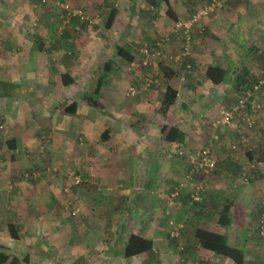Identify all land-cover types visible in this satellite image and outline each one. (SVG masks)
I'll return each instance as SVG.
<instances>
[{
    "label": "crops",
    "instance_id": "crops-1",
    "mask_svg": "<svg viewBox=\"0 0 264 264\" xmlns=\"http://www.w3.org/2000/svg\"><path fill=\"white\" fill-rule=\"evenodd\" d=\"M204 1L206 0H162L161 2L156 0V4H147V7L151 10H157L159 8L160 16H149L147 20L145 19L140 24L144 29L141 31L142 35L145 39L150 40L151 44H153V42L155 43L156 40L158 41L160 35L170 36L169 40L172 41V38L174 37L169 33V25L177 20L180 15L185 13H182V11L186 9V7L189 8V10L198 7L200 8L201 5H206L204 4ZM222 2L223 6L220 7L221 9H216V11L203 17L199 21V27H201L199 31H201L200 33L203 32V36L198 40H193L194 43L192 42L193 45L199 42L198 45H192L191 47L194 48V50H190V56L188 58L191 59L192 63L190 64L186 57L182 61L173 60L174 65L176 66L173 68L175 70L174 75L170 80L165 81L164 84H170L177 91V97L175 103L169 108L166 115H161L159 117L157 114L151 113V109L153 111L152 104L157 102L153 103L152 99H156V97L161 98L162 92L164 91V85L157 89L156 87H153L154 89H152L151 86L149 90L153 91L146 96H140L141 100H139L136 105L138 115L140 114L142 120L146 121L141 123L138 129L131 127V125L130 127L127 126L126 130L121 129L118 133L119 139L116 142L119 144H112L110 152L104 151L108 152L109 155H112L113 152L116 153L117 151H120L122 154L118 163L124 166V175L111 179L104 176V180H106L108 185H112V182L113 185L115 183L118 187L116 190L120 193L119 197L114 193L111 194L113 197L117 196L115 200H118V203L122 205H113V208L119 207V210H117L118 213H116L117 211L104 206L103 208H99V210L91 206L86 212L79 208V206L78 208L76 207L77 211L81 212L84 218L87 217V214L90 216L89 218H91L95 211L108 213V216L113 215L114 218H112L111 221H107V224L111 223L112 225L110 229L112 230L113 226L121 227L120 230H114V232L126 233L122 248L118 251H114V255L113 251L111 253V248H113L111 243L104 242V245H107V248H105L104 257L102 259L103 264H182L181 261H185L186 256L184 254L180 255L179 253L184 251L185 245H187V242L189 241V237L191 242L195 243L201 249H205L199 245L195 236L196 230L199 229L221 234L225 237L228 245L242 248L246 253L247 248L251 246L249 239L251 238L253 228L256 227V232H259L257 226L254 225L255 222L252 223L249 220L252 215H250L248 208L243 205V203L240 204L237 200L239 197V194L237 193L238 184L235 182H227L225 179L218 177H205L203 179L196 178L193 181L191 179H186L185 176L187 173L184 174L181 172V168L179 167L180 160L175 158V160L172 158L168 159L171 161L169 165L171 172L166 177L161 174H156V177L152 176V174L143 176V174L140 175V172L134 176V173L129 169L130 165L134 163L137 158H140V156L147 159L144 161V163H146L144 164L145 168L147 167L148 162H154L157 166L159 163L156 161L157 158L160 157L159 151H161V149L166 151L164 149L175 147V149H171L170 151L174 150L173 152L176 153V150L179 148L195 144L197 142V134L200 133L203 136L204 130H202V127L197 128L196 126L200 124L201 119L194 117V113L193 115L191 113L188 117L187 113L195 107L197 111L198 107L202 114L204 113L205 115H208L209 119L212 120L217 116L221 108H228V106L231 105V101H236L246 88L247 83H242L240 78L237 80V74L243 75V71L245 70L248 74L253 73V71H255L260 65L258 60L264 58V0H222ZM101 5L103 7L102 9H108L110 11L111 9L117 10L114 19L117 18L119 12L122 15L120 8L112 3L111 6L106 3H102ZM75 7L77 8L79 6L75 5ZM80 9L82 8L80 7ZM87 10L88 11H83L91 20L90 23L93 22L91 26L95 24L94 27H99L97 25L102 24L99 22L100 18H95L96 16L94 18L92 17L93 15H97L96 9L92 10L91 8V14L89 11L90 7H88ZM135 14L137 13L135 12ZM123 15L125 20L132 17L130 14H128V17H125V13H123ZM49 16L50 15L41 16V19L39 20L45 26L44 33L47 32L44 36L41 34V39L43 38V41H46L45 47H47L46 51H48V58L46 57V54L43 55V53H45L43 51L40 53L43 58L38 55L41 60L40 63L37 62V68L43 72L39 85L45 90H48L51 87H61V84L63 83L62 74L64 72L72 73L71 75L75 73L71 72L70 68H65L61 61H55L57 57H54L51 53L53 49L61 47L59 42H63L62 39L65 34L63 29H65V26L59 27V31L55 35V38H53V36H51L52 34L49 33L51 31L50 26L54 23L58 24V22L57 17L50 16L49 18ZM190 16L191 14L187 15V17ZM73 19L74 23L80 22L77 17H74ZM67 21L68 19L65 18L62 22L68 24ZM102 25L105 29H108L105 27V23ZM75 26V28H78L77 25ZM67 27L69 28L70 25L68 24ZM75 30L76 29H73L72 32ZM96 35L97 36H93L91 33V52L96 51V49L92 50L94 46L96 47V44H94L95 38L98 39L99 37H102V34L98 35L97 32ZM66 36H68V34H66ZM69 37L68 51L70 55L72 53V48L79 49L80 46L77 45L79 47L77 48L76 45L71 44L73 37ZM119 38L122 40L128 39L124 34L119 36ZM170 41L166 38V46L163 48V54H161L159 60L164 61V57L167 55L170 57V53H168L172 49L170 47L176 48L174 40L172 42ZM102 48L103 46H101V44L100 46L98 45V51ZM37 52L38 51H36V53ZM100 52L102 53L103 51L100 50ZM225 52L227 53L225 54ZM203 54H205V60H201L200 58ZM228 54L229 57L234 58L233 63H231L232 60H228L224 65V60L222 59L227 57ZM34 55L35 51L30 50L28 57L31 61H33ZM91 56H93L92 53ZM108 61H112L111 58L106 59L105 62H103V66ZM214 64L228 70L229 74L230 72L232 73L229 81L213 85L205 77L206 68L209 65ZM229 67H231V69H229ZM34 69H36V67H34L33 70ZM80 71L81 70L77 71V78L73 76L70 77V83L79 82L82 77ZM34 72L35 71L32 73ZM92 73L93 71H91V74ZM200 73L203 74L202 78H200ZM53 74L55 75L53 76ZM11 81L20 84L19 81ZM227 86L228 89L232 90V94H229L228 91L224 92L223 89ZM29 88L33 87L30 86ZM152 92L153 94L149 96ZM84 93L85 92H83V94ZM255 99L260 103L262 102L261 104L264 103V96L258 95ZM57 100L58 97L55 98L53 96L44 98V102L42 100L40 101L41 104L43 102L44 104L52 105L54 101ZM73 101L77 104L76 112L79 106V99L76 97L66 105H61V109L64 110L65 107ZM158 103L160 104V101ZM139 106L142 108L139 109ZM40 108L41 116L35 118V120L40 121L45 119L48 121V109L46 107ZM214 108H218L216 109L217 111H215ZM50 110L53 111L51 108ZM179 111H183L180 115L181 119H177ZM52 115V126L54 125L56 127L59 134L63 133V127H61L60 124L58 125V115L56 113ZM125 116H129V114ZM161 119L164 120L163 123L160 125L158 124L157 126V122L161 121ZM237 119L239 118H236V120ZM31 121H34V117H29V119H27V117L24 118L23 123L27 128L23 127L25 129L23 130V132H25L23 135L29 138V141L24 140V143L25 145L30 146L25 147L34 148L33 141L35 135H33L32 132L35 131L33 129L35 127V122L31 123ZM11 122H13L14 125H21V122ZM258 123L262 127L261 130H256L252 134H244L243 127L240 130L235 128L230 134H223L225 129L224 131L219 129L224 126H218V130L222 131L223 133H220L224 135L221 136V140L222 142L228 140L238 142L240 148L244 149L246 156L248 158H253V154L257 153L258 150H261L260 152L264 151V131H262V129H264V112L260 113V118L258 116ZM163 125L178 128L183 134V142L178 144L176 142L168 143L164 139L161 140L160 130ZM58 126H60V128H58ZM105 129L107 130V128L104 127L103 131ZM108 129L109 130L107 131L109 132L106 141L111 140L113 133L110 130H114L115 126H113V129ZM132 131H134L135 135ZM10 133L11 136L6 140L7 148L11 154H17L19 151L17 147V136L13 135L14 133H12L11 130ZM159 142L165 144L161 145ZM56 147H58V143H56V145H51L48 150L46 149L49 152V159L52 156L61 157L63 154L64 151L62 150L61 154H59L58 148ZM61 149H63V147H61ZM215 149L217 151L215 150L216 155L215 153L214 155L218 161L217 166H221L220 169H232L236 164L237 168L242 167L239 166L241 159L238 161L235 159L236 157L229 158L226 155H219V152H221V147L219 148V146L215 147ZM26 150H28V148ZM177 153H179V151ZM219 157L221 160H218ZM174 161H176L177 167H175ZM42 162L41 159L38 164L33 162V164L22 162V167H27V170L44 169V163ZM39 164L40 166H38ZM49 167H47V169ZM63 167L64 162H61L60 167H53L52 169L54 171L57 170L58 172V169ZM153 167L155 166L153 165ZM48 170L50 171V169ZM156 172L157 171H155V173ZM60 174L61 171L58 172V174L50 175L49 178L45 177V180L40 179L38 182L30 180L31 182H29V184L21 180L19 183V189L7 195L6 201L8 200V202H12V205L9 203V210L6 212V215L1 217L2 220L0 219V252L7 255V259L0 264H91L90 262L93 259L90 258L91 251L87 252V250H91L89 249L90 247H82L77 240L71 238V233H73V231H79L80 220L75 219L76 214H74V211L69 213L63 208H60L62 206L64 207V205H62V201L64 200L62 198L63 195H59L58 189L53 188L52 186L54 181L55 183L56 181H63L59 180L61 176ZM15 175H17V173H14V176ZM96 175L102 177L99 172H96ZM258 175H256L257 177H252L250 179L251 185H257L262 182L261 174L259 173ZM259 178H261L260 181L257 180ZM49 181L51 184H48ZM75 183H78V179L75 180ZM177 186L179 187L178 192L173 195V192L177 190ZM197 187H201V189L197 190ZM64 190L66 189L64 188ZM195 192H197L199 200H193L191 198V194ZM67 196V200L72 198L77 202V194H75V192L74 194L68 193ZM87 199L88 201L91 199L90 195L87 196ZM77 200L80 202L79 199ZM83 200H85V198ZM77 204L78 203H73L74 206ZM123 209H126V215H124ZM262 209L263 208H261L260 212L263 211ZM121 210L124 217L129 216V210L132 212L129 220L124 221L122 225L121 220L117 217ZM91 212L92 214H90ZM9 224H12L15 228L16 237L14 238L9 232ZM236 229L237 233H240V239H237V242L234 241L235 238L230 239L232 231ZM130 233L149 239L152 242L151 252H142L129 258L123 257L122 253L124 244ZM173 233L176 235L172 236ZM236 237H239V235ZM181 244L182 247L180 249ZM50 247L51 249H55L54 252L59 259L56 263L51 262V259L48 257V249ZM96 247V245L93 246V249L96 250L102 248ZM206 250L218 255L212 250ZM261 250L259 258L264 262V247H262ZM202 253L203 252H201V255ZM86 256L87 258L89 257V260L86 259ZM98 256L99 255H96L94 257ZM219 256L230 259L224 255L219 254ZM81 259H83L84 262ZM94 260L96 261V264H98V259L94 258ZM243 262L244 264H250V256L245 254Z\"/></svg>",
    "mask_w": 264,
    "mask_h": 264
},
{
    "label": "rangeland",
    "instance_id": "rangeland-1",
    "mask_svg": "<svg viewBox=\"0 0 264 264\" xmlns=\"http://www.w3.org/2000/svg\"><path fill=\"white\" fill-rule=\"evenodd\" d=\"M59 1H67L71 6H79L77 8L81 7L84 11H88L87 9L90 7V14L91 8L92 10L96 9L97 15H93L92 17H99V22L102 24L105 23V20L110 13V10L102 9V3H106L110 6L112 3L115 6H118L122 12V15L119 12L117 14V18L114 19L112 26H110L111 28L109 27L108 29H105L102 24L97 25L99 27H94L95 24L91 26L93 22L89 23L80 21L74 23L73 18L68 19L69 22L67 21V23L70 25L68 28V24H64L62 22L65 18H67V16L65 12L59 7ZM161 1L162 0H159V2ZM211 1L213 0H206L204 1V4L207 5ZM214 1L222 4L217 6L216 9L223 6L222 0ZM147 4L154 3H151V0H133V2L132 0H49L46 3H41L40 0H0V80H8L10 82H12L11 80L19 81L21 85L25 87L32 86L35 90L33 94H30L26 97L15 96L8 99H5V97H0V219L2 220L1 217L6 215V212L9 210V203L12 205V202H8V200L6 201L7 195L19 189V183L21 180L27 184L31 182L30 180L38 182L40 179L45 180V177L49 178L50 175L58 174V172L61 171L59 180L63 181H56V183L54 181L52 186L53 188L58 189L59 195H63L62 198L64 199V202L62 201V205H64V207L62 206L60 208H63L69 213L74 211V214H76L75 219L80 220L78 229L79 231H73V233H71V238L73 240H77L82 247H90L89 249L91 250H87V252L91 251L90 254L92 257L90 256V258H93L90 262L91 264H96L94 258L98 259V264H103L102 259L104 257L105 248H107V245H104V242L111 243V246H113V248H111V253L113 251V255L114 251H118L120 248H122L126 233L117 231L114 232V230H120L121 227L113 226L112 230L110 229L112 225L111 223L107 224V221H111V219L114 218L113 215L108 216V213L95 211L93 214L92 212L90 213L92 214L91 218H89L90 216H88V214L86 215L87 217L84 218L83 214L77 211V208L79 206V208L86 212V210H88V208L91 206L97 210H99V208H103L104 206L111 210L113 209L114 211H117L119 210V207L113 208V205L122 206L118 203V200H115L117 196L113 197L111 195L114 193L119 197L120 193L116 190L118 189L117 185L115 183L113 185L112 182V185H108L106 180H104V176L111 179L124 175V166L118 163L122 154L120 151H117L116 153L113 152L112 155H109L108 152L111 151L112 144H119L116 142L119 139L118 133L121 129L126 130L127 126L130 127V125L131 127L138 129L140 124L146 121L142 120L140 114L138 115L136 105L139 100H141L140 96H146L151 91H153L149 90L136 96H129L127 94V90L129 87L134 85L131 78L133 76L139 75L140 72L144 71L143 69H146L148 70V74H151L152 77L154 76V84L152 85V89H154L153 87H156L157 89L160 86H163L165 83V80H162L164 78L161 74V69H159V58L150 68H140L137 65L132 68L130 66L131 62L138 64V45L140 42L145 41L151 46H154L157 42L156 40L155 43L153 42V44H151V41L145 39L141 32L144 29L140 24L145 19L147 20L149 16H160L159 8L157 10H151L149 7H147ZM202 6L203 5H201L200 8ZM197 9H199V7L190 10L186 7V9L182 11V13H185L180 16L178 15L179 17L177 20L169 25V33L173 35L174 38H172V41L174 40V44L176 45V48L170 47L172 48L170 52H168L170 53V57H168V55H164V61L170 68L176 67L173 60H175V55L181 52V46L184 42L183 36L181 34V27L176 28L175 24L178 21L185 22L189 18L187 15L193 14L195 11H197ZM216 9L214 11H216ZM135 12L137 14H135ZM123 13H125V17H128V14H130L132 17L125 20ZM46 15L57 17L58 24L54 23L50 26L51 31L49 33L52 34L51 36H53V38H55V35L59 31L58 28L65 26V29H63V32L65 33L62 39L63 42H59L61 47L53 49L51 53L54 57H57L55 61H61L65 68H70V71L75 73L71 75L72 73L64 72L62 75L66 76L65 78L68 79L71 76L77 78V71L79 70H81L80 74H82L79 82L62 83L61 87H51L48 90L40 87L39 83L43 72L37 68V62L40 63L41 60L38 55L43 58L42 54L40 53L44 51L45 53H43V55L46 54V57L48 54V51H46L47 47H45L46 41H43V38L41 39V36H44V34H47V32L44 33L45 26L41 23V21H39L41 16ZM199 21L192 27L191 41L188 47L189 53L186 58L190 56V50H194V48H191L194 43L193 40H198L201 36H203V32L200 33L201 31H199L201 29V27H199ZM75 25H77L78 28H75ZM73 29L76 30L72 32ZM96 32L98 35L102 34V37H99L98 39L95 38L94 44H96V47L94 46L92 50L96 49V51L91 52V33L93 36H97ZM66 34H68V36H66ZM122 34L127 36L128 39H120L119 36H122ZM69 36L73 37L71 44L76 45L77 48L80 46L79 49L72 48V53L70 55L68 51ZM166 38H168V41H170V36L167 35H160L158 38V41L162 40L161 54H163V48L166 46ZM100 44L103 46V48L100 49L103 51L102 53L100 50L98 51V45L100 46ZM198 44L199 42L195 43V45ZM118 48H123L125 52L132 56V60L127 61L123 57L119 56L117 54ZM30 50L35 51L33 61H31L28 57ZM36 51L38 52L36 53ZM91 53L93 56H91ZM226 53L227 52H225V54ZM204 55L205 54L200 56L201 60H205ZM105 58H111L113 63L111 64V69L108 75L103 79L102 82L98 99V102L101 106L99 105L98 108H95L88 106L85 102H83L82 96L83 92L89 91L95 86L97 82L95 78H98V76L102 74L104 64L103 62L106 60ZM222 60H224L223 62L225 65L228 60H232L231 63H233L234 58L229 57L228 54V56ZM187 61L190 64L192 63L190 58H188ZM258 62L260 65L251 74L256 76L258 79L264 80V58H260ZM34 67H36V69L33 70ZM229 69H231V67H229ZM33 71L35 72L32 73ZM91 71H93L92 74ZM54 75L55 74H53V76ZM230 75L232 76L231 72ZM202 76L203 74L200 73V78H202ZM225 88L223 89L224 92L228 91L229 94H232V90L228 89V86ZM152 94L153 92L149 96ZM258 95L264 96V84H262L261 88L256 93V96ZM53 96L55 98L58 97V100L54 101L52 105L43 103L44 98ZM75 97L79 99V106L75 113H69L65 109H61V105H66ZM160 99L161 98L157 97L156 99H152L153 103L157 101L155 104H152L153 111L150 107L151 113L157 114L159 117L161 116L158 111V102ZM40 100L43 101L42 104ZM234 102L235 101H231V105L234 104ZM40 107H46L48 109V121L45 119L40 121L35 120V118L41 116ZM50 108L53 111H51ZM141 108L142 107L139 106V109ZM216 109L218 108H214L215 111H217ZM259 112H264V103L262 104L260 110L256 113L253 114L246 112V114L251 116L254 120L252 127H246L242 117L238 115L234 118L231 124L225 125L219 129L223 131L225 129L223 133L222 131L218 130L219 127L211 126V120L209 119L208 115H205L204 113L202 114L198 107L197 111L196 107L192 108V110L187 113L188 117L191 115V113L192 115L194 113V117L201 119L200 124L196 125L197 128L202 127V130H204L203 136L200 133L197 134L198 137H196L197 142L195 144H192L188 147H183V145L182 147L184 149L179 148L176 150V153L173 152L174 150L170 151L171 149H175V147L164 149L166 151L161 149V151H159L160 157L157 158L156 161L159 163L157 166L154 162H148L147 167L145 168L144 164L146 163H144V161L147 159L140 156V158H137L135 162L129 167L132 173H134V176L140 172V175L143 174V176L152 174V176L156 177V174H161L166 177L171 172V168L169 166L171 161L168 159L175 158L180 160L179 167L181 168V172L186 174L189 169V165L186 160L187 154L189 152L197 151L204 146L211 150V153L216 159L217 163L218 161L215 156V152L217 150L215 147L218 146L219 148L221 147V152H219V155H226L229 158L236 157L235 159L238 161L241 159V163H239V166H242L241 168H237L236 164V166H234L232 169H220L221 166H217L216 163V168L212 172L208 174H196L193 176V178H191V180L193 181L196 178L203 179L205 177H218L225 179L227 182H235L238 184L237 193L239 194V197L237 200L240 204L243 203V205L248 208L250 215H252L249 220L252 223L255 222L254 225L257 226L259 231L256 232V227L253 228L251 238L249 239L251 246L247 248L246 253L244 252V255L247 254L250 256V264H264V262H262L259 258V254L262 251L261 248L264 247V234H260V230H264V178H262V182L257 185H251L250 181L252 177H257L256 175L259 173H264V162H261L264 161V151L260 152L261 150H258L257 153L253 154V158H248L244 149L240 148L238 142L233 140L222 142L221 136L223 134H230V132L235 130V128L240 130L242 127L244 129V134H252L256 130L260 131L262 127L258 123V116L260 118ZM54 113L58 115V125L60 124V126L64 129L63 133L61 134H59V131H57L54 125L52 126L51 117ZM178 113L177 119H181L180 115L183 113V111H179ZM128 114L129 116H125ZM25 117H27V119H29V117H34V121H31V123L35 122V127L33 128L35 131L32 132V134L35 135L33 141L34 148L25 147L30 146L25 145L24 143V140L29 141V138L23 135V133H25L23 132V130H25L23 127H26L23 123ZM236 118L239 119L236 120ZM11 121L21 122V125H14ZM163 121L164 120L161 119V121L157 122V126L158 124H162ZM60 126H58V128H60ZM113 126H115V129L110 130L113 133L111 140H102L99 134L103 132V128L105 127L107 130H109L108 128L113 129ZM10 130L12 133H14L13 135L17 136V147L19 150L17 154H11L7 148L6 140L11 136ZM262 131H264V129H262ZM132 132L134 134V131ZM162 139L163 136L161 135V140ZM56 143H58V147L56 148H58L59 154H61L62 150L64 152L61 157L52 156L49 159V152L47 150L51 145H56ZM159 143L161 145L165 144L163 142ZM232 144H237V148L232 149ZM61 147H63V149H61ZM27 148L28 150H26ZM178 151L179 153H177ZM40 159L43 161L42 163H44V169L27 170V167H22V162L38 164ZM218 160H221V158L219 157ZM61 162H64V169L59 168L58 172L57 170L54 171L52 168L60 167ZM255 162H257L260 167L253 171L254 168L252 167ZM153 165L155 167H153ZM174 165L177 167L176 161H174ZM38 166H40V164ZM47 167H49L48 169H50V171L47 169ZM155 171L157 172L155 173ZM96 172H99L102 177H98ZM14 173H17V175L14 176ZM77 179L78 183L76 184L75 180ZM257 180L260 181L261 178ZM48 184H51V182L49 181ZM64 188L66 190H64ZM74 192L77 194V202H75V200L72 198L67 200V194H74ZM89 195L91 199L88 201L87 196ZM84 198L85 200H83ZM77 199H79L80 202H78ZM73 203H78L79 205L77 204L74 206ZM261 208H263L262 212H260ZM125 210L126 209H123L124 215H126ZM116 213H118V211ZM123 213L121 210L120 214L117 215V217H119L121 220V225L124 223V221H128L130 214H132L131 210L128 212V217H124ZM262 216L263 223L260 221ZM260 225H262L261 229ZM175 235L176 234L173 233L172 236ZM238 235L239 237H236ZM234 238L235 242H237V239H240V233H237V229L232 231L230 235V239ZM95 245L99 248H102L94 250L93 246ZM181 247L182 244L180 245V249ZM202 250L203 249H201L195 243L191 242L189 237V241L187 242V245H185L184 251L179 253L180 255L184 254L186 256L185 261L182 260L181 263L235 264L233 261H231V259H226L225 257L219 256V254H213L206 249H204L205 251ZM54 251L55 249H51L50 247L48 249V257L51 259V262L56 263L59 259ZM201 252H203L202 255ZM96 255L99 256L94 257ZM86 259L89 260V257L87 258L86 256ZM81 260L84 262L83 259Z\"/></svg>",
    "mask_w": 264,
    "mask_h": 264
},
{
    "label": "trees",
    "instance_id": "trees-1",
    "mask_svg": "<svg viewBox=\"0 0 264 264\" xmlns=\"http://www.w3.org/2000/svg\"><path fill=\"white\" fill-rule=\"evenodd\" d=\"M155 2L156 0H151V3L155 4ZM116 13H117L116 9H111L109 15L107 16L106 22H105L106 28H109L111 26L116 16ZM117 54L123 57L124 59H126L127 61L132 60V56H130L127 52H125L123 48H118ZM112 63H113L112 61L106 62V64L103 66L102 74L98 76V78H95L97 80L95 86L92 87L91 90L83 94L82 101L85 102L88 106H92L95 108L99 107L100 104L98 102V99H99V95L101 91L102 82H103V79L108 75L111 69L110 67ZM158 63L160 65L159 69H161V74L163 75V78H164L162 80H165V81L170 80L171 77L174 75L175 70L167 66V64L163 60H158ZM143 70L144 71L140 72L139 75L133 76V77L131 76L132 77L131 80L134 83L133 86H140L144 82L143 80L145 79V77H147L148 75L152 78V80L154 79V76L152 77L151 74L147 73L148 70L146 69H143ZM243 72L242 73L244 76L241 74H237L236 76L237 80H239L240 78L242 83L244 82V83H247L248 85V86L246 85V88L244 89L241 95L245 94L247 90H252L253 85L258 83V81L260 80L256 76H253L252 74H248L246 70ZM65 77L66 76H62L63 83L71 82L70 78L67 79ZM205 77L213 85H217L219 83H223V82L226 83L227 81H229L230 74L228 70H225L219 65L214 64V65H209L206 68ZM153 84H154V80L152 81L151 86ZM34 91H35L34 88L25 87L21 84H16L14 82L6 81V80H0V97H5V98H11L15 96H22V97L25 96L26 97L30 94H33ZM176 97H177V91L170 84H167V83L164 84V91L162 92L160 104L158 107V111L162 116H165L169 108L175 103ZM254 98H255V95L249 99V102L253 101ZM76 108H77V104L75 101H73L67 107H65V110L69 113H75ZM246 112L252 113V111L249 108V105H247L245 109H242L240 112L236 113L232 119V122L234 118L238 115H240L243 118L245 115H247ZM160 131H161V135L163 136V139L168 143L176 142L179 144V143H182L184 140L183 134L179 131L178 128L174 126L163 125ZM100 137L102 140L107 139L108 131L104 130L100 134ZM261 162H264V161H261ZM259 167L260 165H258L257 162H255L253 171L257 170ZM261 178H264L263 172L261 173ZM9 232L13 238L16 237L15 228L12 224H9ZM195 236L201 247L212 250L216 252L217 254L229 257L232 261L235 262V264H244L243 249L228 245L226 243L225 237L222 236L221 234H217L216 232H212V231L199 229V230H196ZM151 249H152V242L149 239L144 238L134 233H130L124 244L122 255L125 258H129L133 255H136L142 252H151ZM6 259H7V255L0 252V263H3Z\"/></svg>",
    "mask_w": 264,
    "mask_h": 264
},
{
    "label": "built area",
    "instance_id": "built-area-1",
    "mask_svg": "<svg viewBox=\"0 0 264 264\" xmlns=\"http://www.w3.org/2000/svg\"><path fill=\"white\" fill-rule=\"evenodd\" d=\"M41 3H46L49 0H40ZM223 3V2H222ZM59 7L65 12L67 19L77 17L80 21L83 22H91L89 17L84 13V11L80 8H76L70 5L67 1H59L58 2ZM222 5L218 2H215L214 0L211 1L209 4L202 6L201 8L197 9L191 16L185 21L180 22L178 21L175 24V27H181V34L183 36L184 42L182 44V50L180 53L176 54L175 60H183L188 55V47L189 43L191 41V30L192 27L203 17L206 15L214 12L217 6ZM162 41V40H161ZM157 41L154 46L149 45L147 42L142 41L138 45V64H134L133 62L130 63V66L133 68L134 66H138L140 68H150L153 66L157 59L159 58L162 50V42ZM149 76V75H148ZM145 77L143 80L144 82L140 86H131L127 90V94L129 96H136L141 93H144L148 91L151 87L152 78ZM262 84H264V80L260 79L258 83L254 84L252 87V90H247L245 94L239 96L234 104H232L228 108H221L219 110V113L217 116H215L211 120V126L212 127H218V126H225L232 123V119L234 115L238 112H240L242 109H245L247 105H249L250 110L252 113H256L260 110L262 107V104L257 101L255 98L253 101L249 102V99L255 95L261 88ZM243 121L245 122L246 127L250 128L252 127L254 120L251 116L245 115L243 118ZM232 149L237 148V144L231 145ZM187 162L189 165V169L186 174V179L193 178L196 174H208L212 172L216 168V159L211 153V150L207 148L206 146L201 147L199 150L194 152H189L187 154ZM259 165V164H258ZM252 166V165H251ZM254 168V164L253 167ZM179 187L177 186V190L173 192L174 194H177ZM201 189V187L196 188ZM194 194V195H193ZM191 194V198L193 200H199V196L197 192ZM261 223H263V216L260 219ZM262 228V225H260V229ZM260 234H264V230H260Z\"/></svg>",
    "mask_w": 264,
    "mask_h": 264
}]
</instances>
